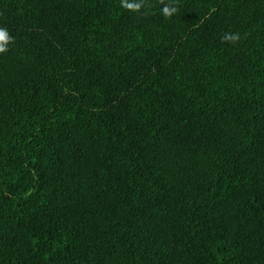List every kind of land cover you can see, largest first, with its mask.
<instances>
[{
    "label": "trees",
    "instance_id": "16d2710c",
    "mask_svg": "<svg viewBox=\"0 0 264 264\" xmlns=\"http://www.w3.org/2000/svg\"><path fill=\"white\" fill-rule=\"evenodd\" d=\"M176 5L0 0V264H264V0Z\"/></svg>",
    "mask_w": 264,
    "mask_h": 264
},
{
    "label": "clouds",
    "instance_id": "9594fccd",
    "mask_svg": "<svg viewBox=\"0 0 264 264\" xmlns=\"http://www.w3.org/2000/svg\"><path fill=\"white\" fill-rule=\"evenodd\" d=\"M160 3L164 5L161 9V14L166 19H171L179 11L176 0H169L168 3H165L164 0H160ZM120 7L132 13L143 14L142 9L145 8V0H120ZM240 39L241 37L238 32H229L223 35L222 42L235 45ZM12 43H14V39L9 34L8 30L0 27V54L6 53L9 50V45Z\"/></svg>",
    "mask_w": 264,
    "mask_h": 264
}]
</instances>
